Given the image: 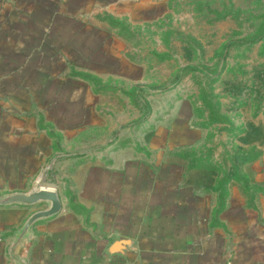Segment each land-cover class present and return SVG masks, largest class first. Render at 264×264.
<instances>
[{
	"label": "crops",
	"instance_id": "0c3cea01",
	"mask_svg": "<svg viewBox=\"0 0 264 264\" xmlns=\"http://www.w3.org/2000/svg\"><path fill=\"white\" fill-rule=\"evenodd\" d=\"M41 1L0 0V198L53 188L62 211L38 221L12 251L27 220L49 205L0 206V264H264V172L242 171L252 156H232V169L215 179L190 160L187 166L169 161L163 131L151 141L162 152L158 172L145 176L146 160L126 134L105 141L91 137L85 145L91 152L81 158L96 170L84 172L75 199L60 191L57 178L63 174L50 171L53 144L45 123L68 97L51 84L82 83L76 67L92 63L97 51L93 55L92 46H85L84 54V46L59 31L62 13L54 15ZM58 120L61 126L64 119ZM142 125L135 129L139 135ZM83 131L75 133L76 145L89 140L82 139ZM198 132L186 125L181 136ZM197 140L174 148L190 151ZM209 160L202 156L199 164L207 167Z\"/></svg>",
	"mask_w": 264,
	"mask_h": 264
},
{
	"label": "rangeland",
	"instance_id": "374dc122",
	"mask_svg": "<svg viewBox=\"0 0 264 264\" xmlns=\"http://www.w3.org/2000/svg\"><path fill=\"white\" fill-rule=\"evenodd\" d=\"M41 2L54 15L62 13L59 31L84 46V54L85 46H92L93 55L97 51L92 63H82L84 55L76 67L82 83L51 84L68 97L45 123L53 144L50 171L61 170L56 185L67 199H75L84 186V172L96 170L81 158L91 152L85 146L91 137L105 141L126 134L146 160L145 176L157 170L156 156L162 152L151 141L163 131L172 163L180 159L187 166L190 160L200 173L213 172L219 179L232 169V156L243 154L255 158L242 166L244 174L264 172V38L244 43L264 34V0ZM185 124L201 132L181 136ZM138 125L145 128L141 135L135 132ZM79 130H84L82 139L89 138L83 146L74 139ZM195 139L190 151L174 148ZM202 156L210 157L207 167L199 164ZM79 166L86 168L78 171Z\"/></svg>",
	"mask_w": 264,
	"mask_h": 264
},
{
	"label": "water",
	"instance_id": "95a60500",
	"mask_svg": "<svg viewBox=\"0 0 264 264\" xmlns=\"http://www.w3.org/2000/svg\"><path fill=\"white\" fill-rule=\"evenodd\" d=\"M38 204H48L47 209L35 212L25 223L16 236L12 246L14 251L30 234L32 227L41 220L50 219L62 211V203L57 190L53 188H38L29 193H14L0 198V206L21 205L33 207Z\"/></svg>",
	"mask_w": 264,
	"mask_h": 264
},
{
	"label": "trees",
	"instance_id": "16d2710c",
	"mask_svg": "<svg viewBox=\"0 0 264 264\" xmlns=\"http://www.w3.org/2000/svg\"><path fill=\"white\" fill-rule=\"evenodd\" d=\"M262 38H264V34L261 35L259 38L253 40V41H245L244 43H246V44H248V43H249V44H253V43L256 42V41L261 40ZM194 69H197V67L194 66ZM137 90H138V89H137Z\"/></svg>",
	"mask_w": 264,
	"mask_h": 264
}]
</instances>
